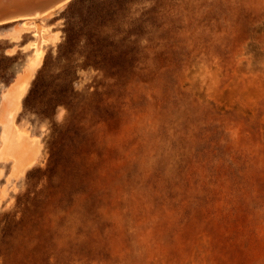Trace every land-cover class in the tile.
Segmentation results:
<instances>
[{
	"label": "rangeland",
	"instance_id": "374dc122",
	"mask_svg": "<svg viewBox=\"0 0 264 264\" xmlns=\"http://www.w3.org/2000/svg\"><path fill=\"white\" fill-rule=\"evenodd\" d=\"M23 74L0 264H264V0H72L0 24Z\"/></svg>",
	"mask_w": 264,
	"mask_h": 264
},
{
	"label": "bare ground",
	"instance_id": "6f19581e",
	"mask_svg": "<svg viewBox=\"0 0 264 264\" xmlns=\"http://www.w3.org/2000/svg\"><path fill=\"white\" fill-rule=\"evenodd\" d=\"M62 7V5L58 6V7H54L51 9H48L46 11H43L41 13H34L33 15L20 19L21 21L26 20L27 22L32 21L34 19L37 18H42L48 15L53 14L56 10L60 9ZM26 23V22H24ZM39 53V48L37 46L36 48V54ZM24 76V77H23ZM23 79L25 82L26 79V74H23ZM14 87V85H13ZM25 86L24 83L22 84V86L19 88L18 92H14L12 90V87L8 88V93L6 95L3 96V99L1 100L0 103V124L3 127V134H2V138L4 140V145H3V150H5L6 144H8L10 142V148H13L14 150H21V151H25V143L19 140H15V138H13V124H12V116L11 114L13 112H15L16 106H17V102L18 99L20 97L21 92L24 90ZM14 141H16L14 143ZM13 145V147H12ZM30 154L29 151L27 152L28 155ZM27 165L30 164V162L26 163Z\"/></svg>",
	"mask_w": 264,
	"mask_h": 264
},
{
	"label": "water",
	"instance_id": "95a60500",
	"mask_svg": "<svg viewBox=\"0 0 264 264\" xmlns=\"http://www.w3.org/2000/svg\"><path fill=\"white\" fill-rule=\"evenodd\" d=\"M72 0H0V24L19 21L34 13L64 6Z\"/></svg>",
	"mask_w": 264,
	"mask_h": 264
},
{
	"label": "crops",
	"instance_id": "0c3cea01",
	"mask_svg": "<svg viewBox=\"0 0 264 264\" xmlns=\"http://www.w3.org/2000/svg\"><path fill=\"white\" fill-rule=\"evenodd\" d=\"M23 84V81L22 80H19L18 82H14L13 84L10 85V87H12V90L14 92H18L19 88L22 86ZM14 85V87H13ZM8 87V88H10ZM15 112L16 109H15ZM13 131V138H15V140H19V141H22L25 143V151H21V150H14L13 148H10L9 149V146H10V142L8 144H6V147H5V150H3L2 154L4 155H10L13 159V164H12V172L14 174H17V173H20L21 171H23V169L30 165L31 162L33 161L34 159V154H35V146H36V143H32V141L29 139V138H25V137H20L18 135V133L16 132L15 129L12 130ZM16 141H14L15 143ZM13 147V145H12ZM29 151L30 154L28 155H25L27 154V152ZM30 162V164H26Z\"/></svg>",
	"mask_w": 264,
	"mask_h": 264
}]
</instances>
